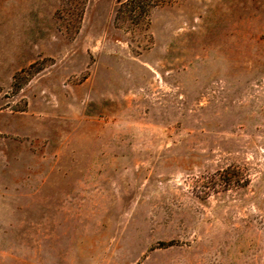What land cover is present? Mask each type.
I'll return each instance as SVG.
<instances>
[{
    "label": "rangeland",
    "instance_id": "obj_1",
    "mask_svg": "<svg viewBox=\"0 0 264 264\" xmlns=\"http://www.w3.org/2000/svg\"><path fill=\"white\" fill-rule=\"evenodd\" d=\"M0 264H264V0H0Z\"/></svg>",
    "mask_w": 264,
    "mask_h": 264
},
{
    "label": "trees",
    "instance_id": "obj_2",
    "mask_svg": "<svg viewBox=\"0 0 264 264\" xmlns=\"http://www.w3.org/2000/svg\"><path fill=\"white\" fill-rule=\"evenodd\" d=\"M118 2H121V0H118ZM118 11H119V9H118Z\"/></svg>",
    "mask_w": 264,
    "mask_h": 264
}]
</instances>
